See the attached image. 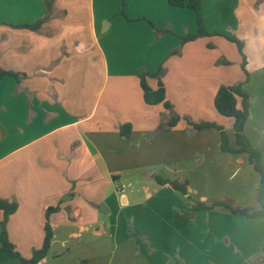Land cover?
Returning <instances> with one entry per match:
<instances>
[{"label":"crops","instance_id":"obj_1","mask_svg":"<svg viewBox=\"0 0 264 264\" xmlns=\"http://www.w3.org/2000/svg\"><path fill=\"white\" fill-rule=\"evenodd\" d=\"M198 2L208 33L244 43L249 78L241 67L238 81L252 98L245 131L264 160V0ZM40 20L39 30L22 27ZM197 32L196 11L169 0H0V68L21 76L0 81V199L18 203L6 228L22 256L42 247L45 209L59 206L42 264H254L264 220L219 208L178 228V211L192 213V202L155 180L188 181L194 201L259 206L260 176L247 154L193 132L186 110L167 128L170 110L144 101L140 76L163 67L167 101L189 103L206 119L204 103L229 82L214 77L220 57L210 58L208 36L183 43ZM147 82L158 88L157 79ZM213 112L220 125L229 121L236 147L233 120ZM126 124L129 138L120 133ZM3 220L0 209V237ZM0 264L21 263L0 252Z\"/></svg>","mask_w":264,"mask_h":264},{"label":"trees","instance_id":"obj_2","mask_svg":"<svg viewBox=\"0 0 264 264\" xmlns=\"http://www.w3.org/2000/svg\"><path fill=\"white\" fill-rule=\"evenodd\" d=\"M170 5L174 7H190L197 13L198 32L195 35L188 34L183 37V43L195 40L199 37L211 36L202 26L200 17V5L198 0H169ZM124 16L130 19L125 11ZM43 21H38L35 24L24 25L23 28L31 30H39ZM157 35L163 34L164 31L156 29ZM228 40L235 43L239 52L243 57L242 68L249 78L247 71V58L244 53V43L235 36L224 35ZM177 50L175 53H179ZM165 69L161 67L155 73H145L140 76L141 87L143 90L144 101L148 105L163 104L166 109L170 110L171 115L166 125L167 128H172L180 121L181 116L174 112L173 105L166 99V88L163 83ZM5 75H11L17 80L21 78L20 74L6 71L0 68V81ZM147 78H155L158 80V88L152 89L147 82ZM252 107L251 95L245 90L244 83L239 82L233 85H221L216 93L214 99V108L222 116L233 120V129L235 133L236 147L230 146L229 136L224 127L217 125L214 122L202 121L194 123L189 121V125L193 127V131L217 129L220 132V148L222 151L229 154H247L249 157V164L253 166L255 171L260 176V181L257 188V201L259 206L257 209H248L237 206L230 199L213 200L211 203L206 204L200 201H194L189 195V182L186 180H170L161 175H155V180L163 187H168L171 190L177 191L186 196L192 202V213L185 210H179L176 217V224L178 228L184 227L192 218L193 214L197 211H214L223 208L231 214L241 216L247 219H261L264 220V160L261 150L256 147L249 136L246 134L245 126L250 117ZM164 124L161 125L160 130L166 128ZM132 132V126L126 124L121 126L120 133L123 137L129 138ZM0 209L4 213V220L2 222L1 243L2 247L0 252H8L12 257L16 258L21 264H42V261L48 256L52 239L53 228L50 223V216L59 212L60 207H48L45 209L46 223H45V238L41 248L33 250L30 258H25L17 250L16 246L10 241L7 233V221L11 215L18 210V203L15 201H8L0 199ZM254 264H264V246L260 256L251 260Z\"/></svg>","mask_w":264,"mask_h":264},{"label":"rangeland","instance_id":"obj_3","mask_svg":"<svg viewBox=\"0 0 264 264\" xmlns=\"http://www.w3.org/2000/svg\"><path fill=\"white\" fill-rule=\"evenodd\" d=\"M208 37H209L208 38L209 39L208 40V42H209L208 47H209V50L212 52V53H210V58H217L218 56L220 57V71L216 72V75L214 76L215 79L217 80L220 78V81H222V82H225V83L229 82V83L223 84V85H233V84H237V83L241 82V81H238V72H241L243 69V68L241 69L242 64L240 63V62L243 63V61L239 62V60H238L239 57L242 58V55L239 52V50L237 49L238 48V47H236L237 45L235 43L231 42L230 40H228L227 38L219 35V34L211 35ZM223 53L226 54L225 55L227 58L226 61H222ZM212 74L210 71V76H209L210 86L213 85V80H212L213 75ZM257 88L259 89L258 95H260L261 93H264V88H262V87H257ZM214 98L215 97L211 98L209 95L208 101L204 103L203 113H205L204 116L206 118L204 121L214 122L217 125H220L221 124L220 121H213L214 119H213L212 115H213V113H215V112H213V111H215V109H214ZM171 104L173 105V108H175V106H177V112H178L177 114L178 115H180L179 111L181 112L183 110H186L185 112H187L188 116H184V118L186 117L187 123L189 121H192L194 123L202 122L198 118L199 115H198L197 111L192 113V110L189 107V105H190L189 103H186L183 101H181V103L179 101H174ZM205 106H207V108ZM206 116H208V117H206ZM220 119L223 121V124L220 126L224 127L228 133V129H226L227 128L226 123L229 121H227L225 118H220ZM199 131H203L204 133H209V134H207L209 137L208 138L209 142L215 141L218 144L220 143L219 142L220 141V134H219L217 129L199 130ZM193 132H196V131H193ZM231 136L233 137V131L231 133ZM236 200H239V199H236ZM211 202H212L211 199H207V201H204V203H206V204H209ZM238 204H239V202H237V205ZM70 249H71V246L69 247V250ZM68 253L69 252H67L66 255H69ZM65 259L68 260L69 256H66ZM67 263H68L67 261H62V262H59L58 264H67ZM97 264H103V262L102 263L98 262ZM115 264H117V263H115Z\"/></svg>","mask_w":264,"mask_h":264},{"label":"built area","instance_id":"obj_4","mask_svg":"<svg viewBox=\"0 0 264 264\" xmlns=\"http://www.w3.org/2000/svg\"><path fill=\"white\" fill-rule=\"evenodd\" d=\"M124 190V186H121L120 188H119V192H122Z\"/></svg>","mask_w":264,"mask_h":264},{"label":"water","instance_id":"obj_5","mask_svg":"<svg viewBox=\"0 0 264 264\" xmlns=\"http://www.w3.org/2000/svg\"><path fill=\"white\" fill-rule=\"evenodd\" d=\"M106 24H107V23H105V25H106ZM104 30H106V26H105Z\"/></svg>","mask_w":264,"mask_h":264}]
</instances>
